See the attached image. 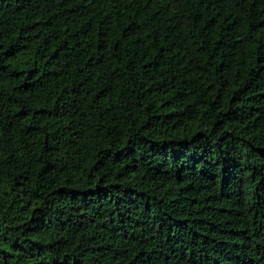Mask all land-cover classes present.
I'll return each mask as SVG.
<instances>
[{"label":"trees","instance_id":"1","mask_svg":"<svg viewBox=\"0 0 264 264\" xmlns=\"http://www.w3.org/2000/svg\"><path fill=\"white\" fill-rule=\"evenodd\" d=\"M0 264H264V0H0Z\"/></svg>","mask_w":264,"mask_h":264}]
</instances>
